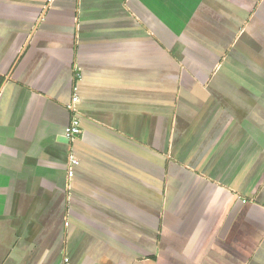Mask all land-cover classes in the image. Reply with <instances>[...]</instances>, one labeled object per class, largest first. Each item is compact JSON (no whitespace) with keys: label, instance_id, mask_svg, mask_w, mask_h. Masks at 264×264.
Here are the masks:
<instances>
[{"label":"crops","instance_id":"obj_1","mask_svg":"<svg viewBox=\"0 0 264 264\" xmlns=\"http://www.w3.org/2000/svg\"><path fill=\"white\" fill-rule=\"evenodd\" d=\"M66 258L264 264V0H0V264Z\"/></svg>","mask_w":264,"mask_h":264},{"label":"built area","instance_id":"obj_2","mask_svg":"<svg viewBox=\"0 0 264 264\" xmlns=\"http://www.w3.org/2000/svg\"><path fill=\"white\" fill-rule=\"evenodd\" d=\"M78 103V97L74 96L72 103L69 105V110L72 112V120H71V125L68 128V130L65 133V138L69 142L75 141L77 138H79L82 134V129H81V120L78 115V111L76 109V104ZM78 164V160L75 156L72 155L70 159V167H74L75 165ZM70 175L71 177L73 176V171L70 169ZM65 264H70V261L68 258L65 259Z\"/></svg>","mask_w":264,"mask_h":264}]
</instances>
